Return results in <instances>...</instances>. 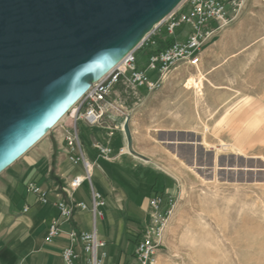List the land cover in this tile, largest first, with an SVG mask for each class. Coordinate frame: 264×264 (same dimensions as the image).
<instances>
[{
  "label": "rangeland",
  "instance_id": "obj_1",
  "mask_svg": "<svg viewBox=\"0 0 264 264\" xmlns=\"http://www.w3.org/2000/svg\"><path fill=\"white\" fill-rule=\"evenodd\" d=\"M185 30L188 25L178 27L176 38ZM149 54V48L137 53L142 66ZM170 78L182 83L170 93L185 97L168 102L167 119L191 120L195 129L200 122L205 138L193 147L177 136L163 149L160 158L177 176L179 190L157 264H264V0H247L205 46L199 65L181 64ZM188 79L193 88L186 87ZM203 93L206 107L200 109L197 95ZM70 113L63 120L68 129ZM59 130L56 125L46 136ZM130 220L120 245L109 243L116 251L106 248L108 258L117 252V264L133 260L137 238L130 230L136 223Z\"/></svg>",
  "mask_w": 264,
  "mask_h": 264
},
{
  "label": "crops",
  "instance_id": "obj_2",
  "mask_svg": "<svg viewBox=\"0 0 264 264\" xmlns=\"http://www.w3.org/2000/svg\"><path fill=\"white\" fill-rule=\"evenodd\" d=\"M171 73L160 90L150 93L142 88L130 101L124 95L122 99H116L113 103L115 109L108 112L103 125L74 120L73 128L79 132L82 148L95 162L92 183L86 180L77 189L64 190L75 175L83 173V168L81 164L71 162L61 130L42 138L0 173V264H65L61 255L68 244L71 229L89 231L96 228L99 236L107 242L106 248L110 246V253L115 252L109 243L120 245L126 220L136 223L130 233L137 238L149 221L150 198L155 194H177L178 178L162 162L163 149L170 147L177 136L192 143L193 147L195 139L201 146L205 137L200 122L195 129L196 124L191 120L167 119L168 102L174 97L178 102L185 97L170 93L172 87L182 84L178 79L170 78ZM196 75L197 71L192 76ZM189 79L186 87L193 88L188 85ZM186 96L191 102L192 96ZM197 96L200 109H205L204 93ZM127 118L133 148L150 160L129 152L126 134L121 130ZM110 126L118 127L111 138ZM96 142L110 143L113 149L111 160L98 157V150L94 147ZM122 147H127L128 152L120 154ZM31 182L48 194V202H41L38 194L28 189ZM92 188L106 197L107 204L101 217L95 218L91 210ZM62 198L84 201L89 208L76 209L73 217L62 223L60 234L49 242L45 239L48 228L53 220L60 218L55 201ZM116 256L117 252L115 257L108 258V255L105 264H117ZM132 263L134 258L129 264Z\"/></svg>",
  "mask_w": 264,
  "mask_h": 264
},
{
  "label": "water",
  "instance_id": "obj_3",
  "mask_svg": "<svg viewBox=\"0 0 264 264\" xmlns=\"http://www.w3.org/2000/svg\"><path fill=\"white\" fill-rule=\"evenodd\" d=\"M183 1L0 0V173Z\"/></svg>",
  "mask_w": 264,
  "mask_h": 264
},
{
  "label": "built area",
  "instance_id": "obj_4",
  "mask_svg": "<svg viewBox=\"0 0 264 264\" xmlns=\"http://www.w3.org/2000/svg\"><path fill=\"white\" fill-rule=\"evenodd\" d=\"M247 0H185L158 24L133 51L129 52L110 72L103 76L87 90L83 97L72 109L70 117L77 122L82 119L90 125H103L105 117L116 99L138 96L139 90L145 88L148 92L160 90L169 74L179 65L185 64L197 67L201 61L202 51L215 36L230 24L243 10ZM188 25L190 30L183 31L182 38H176V29ZM163 33H166L164 35ZM174 37L160 50L158 41H166ZM152 50L148 62L142 66L137 53L144 49ZM66 142V152L74 165H82L83 173L75 175L64 190L77 189L84 181L92 183L95 162L86 156L77 128H66L64 121L57 124ZM111 138L118 127L110 126ZM121 130L125 132L124 125ZM126 134V133H125ZM98 157L111 160L112 147L110 143L96 142ZM128 152L127 147L119 150L120 154ZM28 189L39 196L43 203L49 201L48 194L34 182ZM93 204L91 210L95 218L104 215L107 204L105 195L92 188ZM173 196L155 194L149 200V221L137 235L136 247L132 264H157V256L168 228L170 219L176 209ZM60 212V218L51 222L46 235V241H53L62 231L61 225L70 220L76 209L89 208L84 201H68L64 198L55 201ZM107 242L102 239L96 228L93 230L68 231V244L62 251L65 264H105L108 256Z\"/></svg>",
  "mask_w": 264,
  "mask_h": 264
},
{
  "label": "trees",
  "instance_id": "obj_5",
  "mask_svg": "<svg viewBox=\"0 0 264 264\" xmlns=\"http://www.w3.org/2000/svg\"><path fill=\"white\" fill-rule=\"evenodd\" d=\"M174 40V37H170V38H167L166 41H162L161 39L158 41V47L157 49H161L163 48L167 43H170ZM150 52H152V50H150Z\"/></svg>",
  "mask_w": 264,
  "mask_h": 264
},
{
  "label": "bare ground",
  "instance_id": "obj_6",
  "mask_svg": "<svg viewBox=\"0 0 264 264\" xmlns=\"http://www.w3.org/2000/svg\"><path fill=\"white\" fill-rule=\"evenodd\" d=\"M178 7H179V6H178ZM178 7H177V8H178ZM177 8H176V9H177ZM121 61H122V60H121ZM121 61H120V62H121ZM120 62H119L118 64H120ZM118 64H117V65H118ZM117 65H116V66H117ZM193 82H194V81H193ZM192 85H193V84H189V86H192ZM75 106H76V105H74V106L71 108L70 111H72V109H74ZM70 111H69V112H70ZM69 112H68L66 115H64V116L59 120L58 124L61 123L63 120L66 119V117L69 115Z\"/></svg>",
  "mask_w": 264,
  "mask_h": 264
}]
</instances>
